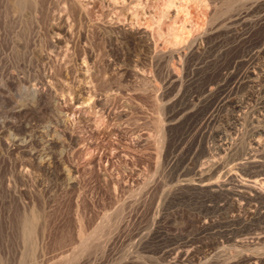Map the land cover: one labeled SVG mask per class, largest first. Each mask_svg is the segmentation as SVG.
I'll return each mask as SVG.
<instances>
[{
  "label": "rangeland",
  "instance_id": "rangeland-1",
  "mask_svg": "<svg viewBox=\"0 0 264 264\" xmlns=\"http://www.w3.org/2000/svg\"><path fill=\"white\" fill-rule=\"evenodd\" d=\"M33 1L22 0L26 4L22 6L21 1L0 0V56L11 62L18 58L33 62L28 54L34 46L30 37L35 31L39 40L34 43L48 50L58 17L68 23L70 35L55 49L61 51L64 44L69 47L64 58L57 54L48 66L56 95L52 107L20 114L21 118L0 99V264H198L208 259L228 264L227 252L233 249L211 250L203 241L221 239L226 231L234 234L250 218V211L233 210V198L228 195L178 186L191 179L195 182L196 167H208L214 157L220 164L204 174L205 180L230 171L234 159L222 155L224 140L236 136L246 144L262 136L259 107L264 104V55L258 50L264 47V0ZM19 14L31 17L32 22L19 25L14 21ZM127 29L135 41L126 37ZM142 32H148L152 41L146 43ZM12 36L20 46L15 40L12 43ZM82 61L89 63L85 62V70L79 66ZM247 71L254 83L239 81ZM169 74L179 82L168 83ZM83 81L91 87H87L89 93L81 89ZM216 86L220 88L211 100L206 89ZM13 92L5 90L9 96ZM192 93L198 101L206 100L199 109L193 110L197 101ZM92 94L106 100L108 114ZM227 94L243 100L237 118L230 106L212 109V103ZM14 99L17 104L25 101ZM210 114L214 118L203 122ZM11 119L19 124L18 130L3 132ZM7 132L23 137V143L13 146ZM62 132H71L72 142L66 134L56 138ZM51 137L58 142L51 143ZM47 150L60 156L51 170L39 166L32 156ZM263 151L255 152L262 162ZM230 168L235 171L233 164ZM249 168L239 173L263 172ZM66 169L72 171V181L62 174ZM185 215L192 219L190 229L182 227ZM33 221L36 232L29 229ZM202 221L213 228L218 225L217 230L200 229ZM254 224L263 226L264 217ZM80 241L85 248L79 254ZM186 244L194 248L193 262L173 263L169 251ZM71 248L74 251L68 254ZM75 250L77 257L72 254Z\"/></svg>",
  "mask_w": 264,
  "mask_h": 264
},
{
  "label": "bare ground",
  "instance_id": "bare-ground-1",
  "mask_svg": "<svg viewBox=\"0 0 264 264\" xmlns=\"http://www.w3.org/2000/svg\"><path fill=\"white\" fill-rule=\"evenodd\" d=\"M11 1H14V2H20L22 3V0H11ZM31 1V0H30ZM33 1V0H32ZM36 1V0H35ZM35 1H33L35 3ZM76 1V0H74ZM199 1V0H198ZM24 2V1H23ZM108 2V1H107ZM216 2V1H215ZM20 4V6L23 4ZM26 3V2H25ZM173 3V6H174V1L172 2ZM14 4V3H13ZM207 4V3H206ZM31 5V4H29ZM34 5V4H32ZM31 5V6H32ZM79 5V4H78ZM171 5V4H170ZM209 5V4H208ZM16 6H18L19 8V5L16 4ZM22 6H26V4L22 5ZM28 6V5H27ZM74 6V5H73ZM172 6V5H171ZM210 6V5H209ZM212 6V5H211ZM210 6V7H211ZM35 7V5H34ZM54 7V6H53ZM72 7V6H71ZM176 7V6H175ZM209 7V8H210ZM229 7V6H228ZM232 7V6H231ZM27 8V7H26ZM41 8V6H40ZM206 8V7H205ZM21 9V8H19ZM42 10V9H41ZM47 10V9H46ZM67 10V9H66ZM78 10V9H77ZM84 10V9H83ZM241 10V9H240ZM246 10V9H245ZM45 11V10H44ZM55 11V10H54ZM61 11V10H60ZM71 11V10H70ZM178 11V10H177ZM239 11V10H238ZM63 12V11H62ZM77 12H80V11H77ZM245 12V11H244ZM43 13V12H42ZM46 13V12H45ZM54 13V12H53ZM70 13V12H69ZM167 13V12H166ZM239 13V12H238ZM242 13V12H241ZM239 13V14H241ZM58 14V13H57ZM247 14V13H246ZM64 15H66V13H64ZM63 15V16H64ZM244 15V14H243ZM236 16V15H235ZM238 16V15H237ZM47 17V16H46ZM56 17V16H55ZM58 17V16H57ZM15 18V22L18 23L19 25L21 24H24V23H28V22H32L31 20V17L29 16H25V15H22V14H19L18 16L14 17ZM264 18V17H263ZM46 19V18H44ZM65 19V18H64ZM114 19V18H113ZM35 20V19H34ZM33 20V21H34ZM40 20V19H39ZM111 20V19H110ZM13 21V19H12ZM115 21V20H114ZM37 22V20L35 21ZM14 23V22H13ZM106 23V22H105ZM112 23V21H111ZM33 24V23H32ZM38 24V23H37ZM68 23H66L62 17H58V22L54 24L53 22V25H52V29L56 30L55 31V34L50 38V40L48 41V50L44 49V47H42L40 44L38 43H34V41L36 40V32L34 31V34L30 37V39H32L33 41V44L34 46H32V50H30V53L28 52H25V53H28L32 58L33 62H30L29 60V63H26L24 60H21L18 58V60L16 59V61L14 62H11L10 59L8 58H2L0 56V99L1 101L4 103V104H8L10 105V108H13L11 111L12 113H17L19 114H27L29 112H32V111H35V110H40L41 108H45V107H52L53 105V101L56 99L55 98V92H54V89L52 87V80H51V74L52 72H50L49 70V63L51 62V59L54 58V56H56L57 54H60L62 55V57L64 58V55L67 51V48L69 46H67V44H62V50H57L55 48H59L61 45V43H63V37H67L68 34H69V29L67 27ZM116 24V23H115ZM17 25V24H16ZM34 25V24H33ZM69 26V25H68ZM109 26V25H108ZM127 26V25H126ZM31 27V26H30ZM114 27V26H113ZM252 27V26H251ZM125 28V27H124ZM128 28V27H127ZM29 29V28H28ZM49 29V27H48ZM136 29V28H135ZM4 30V29H3ZM2 30V31H3ZM36 30V28H35ZM122 30H125L122 28ZM16 31V30H15ZM21 31V30H20ZM37 31V30H36ZM134 31V28L133 30ZM138 31V30H137ZM22 32V31H21ZM21 32L20 33V37H21ZM111 32V31H110ZM8 33V32H7ZM12 33V32H11ZM15 33H18V32H15ZM27 33V32H26ZM39 33V32H38ZM49 33V32H48ZM124 33V31H123ZM126 33H127V36L129 38V41H133L135 38L134 34L131 32V29H127L126 30ZM140 33V32H139ZM150 33V31H149ZM202 33V32H201ZM205 33V32H204ZM204 33H203V36H204ZM14 34V33H13ZM112 34V33H111ZM17 35L18 37V34H14L13 36ZM70 35V34H69ZM84 35V34H83ZM9 36V35H8ZM13 36H12V39H13ZM23 36H24V33H23ZM40 36V35H39ZM43 36V35H42ZM136 36H138V34H136ZM202 36V35H201ZM16 37V36H15ZM69 37V36H68ZM67 37V38H68ZM85 37V36H84ZM110 37V36H109ZM140 37L146 42V43H149L150 40L152 41V39H150V35L148 34V32H142L140 34ZM8 38V37H7ZM22 38V37H21ZM42 38V37H41ZM78 38V37H77ZM87 38V37H86ZM127 38V40H128ZM185 38V37H184ZM17 39V38H16ZM19 39V37H18ZM38 39V38H37ZM43 39V38H42ZM15 39L12 40V43ZM39 40V39H38ZM37 40V41H38ZM114 40V39H113ZM124 40V39H123ZM185 40V39H184ZM195 41V39H193ZM16 41V40H15ZM20 41V39H19ZM18 40L16 41V46H20L21 42H19ZM22 41V39H21ZM27 41V40H26ZM67 41V40H66ZM82 41V40H81ZM135 41V40H134ZM11 43V45H12ZM15 43V42H14ZM20 43V44H19ZM65 43V42H64ZM67 43V42H66ZM73 43V42H72ZM81 43V42H80ZM83 43V42H82ZM194 43V45L196 44L195 42H192ZM122 44V43H121ZM1 45V43H0ZM6 45V44H5ZM15 45V44H14ZM193 45V44H192ZM193 47L195 48L196 45ZM9 46V45H8ZM13 46V45H12ZM15 46V47H16ZM150 46V45H149ZM191 46V44H190ZM22 47V46H21ZM20 47V48H21ZM189 47V46H188ZM199 47V46H198ZM14 48V47H13ZM11 48V49H13ZM23 48V47H22ZM119 48V47H118ZM10 49V50H11ZM15 49V48H14ZM191 49V48H190ZM203 49V48H202ZM17 50V49H15ZM21 51V49H19ZM69 50V49H68ZM20 51H16V52H20ZM60 51V52H58ZM191 51V50H190ZM260 54L264 55V47L260 50H258ZM16 52H15V55H16ZM201 52V51H200ZM257 52V51H256ZM12 53V52H11ZM185 53V52H184ZM18 54V53H17ZM27 55V54H26ZM26 55H23L22 56H26ZM71 55V54H70ZM19 56V54L17 55ZM21 57V56H20ZM59 57V56H58ZM71 57V56H70ZM85 57V56H84ZM188 57V56H187ZM28 58V56H27ZM57 58V57H56ZM55 58V59H56ZM61 58V57H59ZM91 58V57H90ZM23 59V58H22ZM27 60V59H26ZM59 60V59H57ZM63 60V59H62ZM74 60V59H73ZM80 60V59H79ZM28 61V60H27ZM56 61V60H54ZM66 61V60H65ZM63 62V61H62ZM85 62L87 61H82L81 64L79 66H81L82 69H86V64ZM66 63V62H65ZM72 63V62H71ZM88 63V62H87ZM76 64V63H75ZM89 64V63H88ZM252 65V64H251ZM57 66V65H56ZM263 66H264V61H263ZM65 67V66H64ZM75 67V66H74ZM78 68V67H77ZM132 68V67H131ZM141 68V67H140ZM255 68V67H254ZM79 69V68H78ZM263 69V68H262ZM52 70V69H51ZM76 71V70H75ZM82 71V70H81ZM79 71V72H81ZM127 72H132L135 74L134 70L133 69H129V70H126ZM136 71V70H135ZM139 71V70H138ZM88 72V71H87ZM64 73V72H63ZM83 73V72H82ZM141 73V72H140ZM139 73V74H140ZM170 73V72H169ZM84 74V73H83ZM143 74V73H142ZM141 74V75H142ZM168 74V73H167ZM173 74V73H172ZM171 75V74H169ZM86 76V74H85ZM88 76V75H87ZM259 76V75H258ZM77 77V76H76ZM84 77V76H83ZM142 77V76H141ZM59 78V77H58ZM81 78V77H80ZM84 78H87V77H84ZM177 78H178V75H177ZM76 79V78H75ZM82 80H84L83 78H81ZM169 79V78H168ZM239 81H247V82H253L255 81V79L252 77L251 75V72H246L244 76H241V77H238ZM74 80V79H73ZM264 80V79H263ZM71 81V80H70ZM178 81V79L175 78L174 75H171L170 79L168 80V83H176ZM84 82V81H83ZM92 82V81H91ZM90 82V83H91ZM179 82V81H178ZM239 82V83H240ZM60 83V82H59ZM64 83V82H63ZM62 83V84H63ZM86 82L82 83L80 86H81V89L83 91H90V89H87L86 87ZM218 83V82H217ZM238 83V82H236ZM248 83V84H249ZM254 83V82H253ZM257 83V82H256ZM90 86V85H89ZM166 86V85H165ZM214 86V85H213ZM219 86V84H218ZM247 86V85H246ZM98 87V86H97ZM102 87V86H101ZM168 87V85H167ZM221 87V85H220ZM220 87H215L213 89H209L207 90L206 89V92L208 94V97H213L215 96L217 93V88H220ZM230 87V86H229ZM6 88L8 89H12L14 90L13 92V96H9V94L5 93V90ZM88 88H91V87H88ZM93 89V88H92ZM96 89V88H95ZM111 89V88H110ZM258 89L259 86H258ZM107 91V89H106ZM114 91H115V88H114ZM251 91V89H250ZM9 92V91H7ZM249 92V91H247ZM259 92V91H258ZM257 92V93H258ZM262 92L264 93V81L262 83ZM89 93V92H88ZM96 93V92H94ZM103 93V92H102ZM108 93V92H107ZM198 93V92H197ZM236 93V92H235ZM252 93V92H251ZM104 94V93H103ZM115 94V93H114ZM256 94V93H255ZM11 95V94H10ZM86 95V94H85ZM91 95V94H90ZM98 95V94H97ZM102 95V94H101ZM177 95V94H176ZM184 95V94H183ZM182 95V96H183ZM93 97H95L96 99V103L97 105H99L103 112H106L108 114L109 112V109L106 108L104 102V98H101L100 95L99 97L96 96V94H92ZM105 96V95H104ZM109 96V95H108ZM175 96V95H174ZM178 96V95H177ZM190 96V95H189ZM188 96V97H189ZM238 96V95H237ZM250 96V95H249ZM253 96V94H252ZM256 96V95H255ZM14 97H16L18 100L20 99H25V101L23 103H21L23 100H21V104H17ZM191 97L193 99H196V103H194V108L193 110L195 109H199L200 106L202 107L203 104H205L206 100L205 101H198V95H193V93L191 94ZM76 98H80L78 95ZM173 98V96H172ZM192 98H189L192 100ZM220 98L218 100V102H215V103H212V109H219V108H222V106H230L236 113L234 114V118H237L239 116V113H237V111L242 108L243 106V100L238 98V97H235V96H230L229 94L227 95H224L222 97H218ZM217 98V99H218ZM171 99V98H170ZM177 99V97L175 98ZM211 99V98H210ZM216 99V98H215ZM108 100V99H107ZM212 100V99H211ZM79 101V100H78ZM171 101V100H170ZM263 101V100H262ZM261 101V103H262ZM19 102V101H18ZM94 102V101H93ZM186 103V102H185ZM208 103V102H207ZM3 104V105H4ZM11 104L13 105V107L11 106ZM183 105V104H182ZM5 107V106H4ZM3 107V108H4ZM251 107V106H250ZM8 108V107H7ZM259 108H261V111L262 113H259V115L261 116V119L263 117V120H264V104H262ZM6 109V108H5ZM49 110V109H48ZM51 110V109H50ZM184 110V109H182ZM181 110V111H182ZM186 110V109H185ZM189 110V109H188ZM192 110V109H190ZM231 110V109H230ZM260 110V109H259ZM9 111V110H8ZM180 109H179V112H181ZM213 111V110H212ZM229 111V110H228ZM243 111V110H242ZM253 111V109H252ZM41 112V111H40ZM9 113V112H8ZM248 113V112H247ZM252 113V112H251ZM120 114V113H119ZM179 114V113H178ZM241 114V113H240ZM250 114V113H249ZM257 114V113H256ZM10 115V114H9ZM12 115V114H11ZM16 115V114H15ZM258 115V116H259ZM18 116V115H17ZM25 116V115H24ZM250 116V115H249ZM252 116V115H251ZM16 117V116H15ZM21 117V116H20ZM256 118V116H254ZM10 118V117H9ZM22 118V117H21ZM214 118V115L210 114L209 116H207L206 118H204L203 122H209L210 120H212ZM260 118V117H259ZM6 119V118H5ZM57 119V118H56ZM121 119V118H120ZM257 119V118H256ZM12 120V119H11ZM16 120V119H15ZM123 120V119H122ZM13 121V120H12ZM259 121V119H258ZM6 122V121H5ZM18 122V121H17ZM21 122V121H20ZM19 122V123H20ZM55 122V121H54ZM199 122V121H198ZM227 122V121H226ZM257 122V120H256ZM7 123V122H6ZM233 123V122H232ZM8 124V123H7ZM201 124V123H200ZM260 124V123H259ZM261 125V124H260ZM263 125V124H262ZM7 126V129L5 128L4 131L8 130H15L19 127V124L17 123H14L13 122H9ZM240 126V125H239ZM250 127V126H249ZM248 127V128H249ZM252 127V126H251ZM256 128H260V127H257V125L255 126ZM2 128V127H1ZM28 128V127H27ZM118 128V127H117ZM3 129V128H2ZM1 129V130H2ZM120 129V128H119ZM202 129V128H201ZM233 129V128H232ZM237 129V128H236ZM235 129V130H236ZM253 129V127H252ZM18 130V129H17ZM30 130V129H29ZM224 130V129H223ZM222 130V131H223ZM234 130V129H233ZM244 130V129H243ZM257 130V129H255ZM261 131V129H258L257 131ZM23 131V129H22ZM222 131H216V132H219L222 133ZM15 132V131H14ZM24 132V131H23ZM31 132V131H29ZM49 132V131H48ZM56 132V131H54ZM8 134H4L6 136H8V138L10 139L8 142H12V145L14 146L16 143H18V141L20 142V140L22 139L23 141V137L20 139L19 137H17V135H14L13 132H7ZM18 133V131H17ZM60 133V132H59ZM201 133V132H200ZM233 133V132H232ZM236 133V132H235ZM261 133V132H260ZM1 136H2V133H0ZM16 134V133H15ZM64 134H66L67 136V139L68 140H73V137H72V134L71 132L70 133H63L62 134H58L56 133V138H59L61 136H63ZM231 134V132H230ZM26 136V135H25ZM33 136V135H32ZM243 136V135H242ZM218 137V136H217ZM221 137V136H220ZM39 138V137H38ZM63 138V137H62ZM219 138V137H218ZM223 138V136H222ZM225 138V137H224ZM243 138V137H242ZM7 139V138H6ZM51 139V143L55 144L58 142V139H53L52 137L50 138ZM137 139V138H136ZM230 139V138H229ZM29 140V139H28ZM62 140V139H61ZM67 140V141H68ZM140 140V139H139ZM224 140V139H223ZM7 141V140H6ZM42 141V140H41ZM60 141V140H59ZM65 141V139H64ZM220 141V140H219ZM225 142L222 143V147H221V151L223 152L222 155H230V156H233V159L234 161H231L232 159H230L231 161V165L230 167L232 166V164L234 165V169L235 171H232L233 169H231L229 167V170L227 173L223 174L225 175L224 177H222L223 175H220V177H216L219 178V179H214L216 177H214L213 175V179H206V177H204V174L208 171V170H211L213 169V167L215 168L217 165L220 164V161L217 160V159H211L210 162H208L206 164V166L208 167H196L198 168L196 170V175H197V180L195 182H190L188 181L187 183H184V181L182 182V184L180 186H178V188H182V187H189L190 189H196V191L198 190H201V191H205L206 193H210V194H216L220 196V194L222 195H228L230 197L233 198V206H232V209L233 210H239V212H241L240 209H247L248 212L250 213V215L248 216V220H245L243 221L240 225L241 227L236 230V232H234V234H225L224 235H221V239H218L217 238H211L210 240H208L207 242H204L203 241V245L204 246H209V249H222V250H228L230 251L229 249H233V253L231 254H228L227 252V255L228 256V264H264V253L262 254V249H264V225L263 226H255L254 222L260 218H263L264 217V161H260L258 158H256V154L255 152L259 150V148H262V150H264V127H262V136H258V137H253L251 138L246 144H243L239 141V138L238 137H232L231 140H224ZM25 142H27L25 140ZM70 142V141H69ZM222 142V141H221ZM220 142V143H221ZM15 143V144H13ZM20 143H23V142H20ZM26 144V143H25ZM32 144V143H31ZM41 144V143H40ZM52 144V145H53ZM62 145V144H61ZM60 145V146H61ZM221 145V144H219ZM8 146V145H7ZM18 146V145H17ZM21 146V145H20ZM39 146V145H37ZM54 147V146H53ZM29 148V147H28ZM37 150V149H36ZM218 150V149H217ZM220 151V153H221ZM219 152V151H218ZM264 152V151H263ZM38 153V152H36ZM40 153V152H39ZM262 153V152H261ZM55 154V153H54ZM53 152H49L48 150L43 153V154H38L36 155L35 152L32 153V156H33V159L35 161H37V164L41 167H43L45 170L46 169H49L51 170V166H53L52 164H59V160L57 158V156L59 155H54ZM210 154V152H209ZM227 155V156H228ZM217 156V155H216ZM219 156V155H218ZM221 156V154H220ZM31 157V156H30ZM60 157V156H58ZM213 157V156H211ZM222 157V156H221ZM258 157V156H257ZM264 157V156H263ZM32 158V157H31ZM229 159V158H227ZM33 160V161H34ZM209 160V159H208ZM263 160V159H262ZM34 161V162H35ZM229 161V160H228ZM227 161V162H228ZM207 162V161H205ZM219 163V164H218ZM35 164V163H34ZM37 165V166H38ZM245 167H255V168H258L257 170H260L263 172L262 173H258V174H253V175H246L244 174V171H243V175L240 174L239 172L242 171L241 169H244ZM58 168V166H57ZM217 168V167H216ZM215 168V170H216ZM219 168V167H218ZM249 168V169H250ZM23 169V168H22ZM61 170V169H60ZM73 170V169H72ZM214 170V169H213ZM240 170V171H239ZM252 170V169H251ZM255 170V169H253ZM257 170H255L257 172ZM22 171V170H21ZM212 171V170H211ZM24 172V171H23ZM50 172V171H49ZM71 170L70 169H66L65 171H62V174L64 175V177L69 180V181H72V176H71ZM217 172V171H216ZM222 172V171H221ZM209 173V172H207ZM249 173V172H248ZM247 173V174H248ZM255 173V172H254ZM215 174V173H214ZM196 175H194L196 177ZM208 177V176H207ZM211 178V177H210ZM194 179V178H193ZM186 180H189V179H186ZM185 180V181H186ZM176 185H178V182L176 183ZM174 187V186H173ZM176 187V186H175ZM179 188V189H180ZM173 189V188H171ZM176 190V188L174 189ZM173 190V191H174ZM176 192V191H174ZM181 196V195H180ZM227 196V197H228ZM172 197V196H171ZM221 197V196H220ZM198 198V196H197ZM218 198V197H217ZM219 199V198H218ZM223 199V198H222ZM230 199V198H229ZM208 201V200H207ZM218 203V202H217ZM210 204V203H209ZM219 204V203H218ZM215 205V204H214ZM217 206V205H216ZM219 206V205H218ZM217 206V207H218ZM231 208V207H230ZM231 210V211H233ZM243 211V210H242ZM220 212V211H219ZM244 212V211H243ZM247 212V211H246ZM233 214V213H232ZM231 215V214H230ZM37 216V215H36ZM35 216V217H36ZM186 216V215H185ZM233 216V215H232ZM34 217V215H33ZM32 217V218H33ZM34 217V219H35ZM214 217V216H213ZM246 217V216H245ZM215 218V217H214ZM234 218V217H233ZM236 218V217H235ZM234 218V219H235ZM204 219V218H203ZM202 219V220H203ZM232 219V218H230ZM233 219V220H234ZM37 220V218H36ZM38 222V221H37ZM197 222V221H196ZM192 219L188 216H186V221L185 223L183 224V228L184 229H190L193 224H192ZM209 223V222H208ZM231 223V222H229ZM38 224V223H36ZM198 224V223H197ZM226 224L225 223V228L226 227ZM238 224V223H237ZM228 225V224H227ZM234 225V224H233ZM38 226V225H37ZM197 226V225H196ZM216 226L218 225H215L214 228H216ZM230 226V225H229ZM195 227V226H194ZM233 227V226H231ZM34 228H36V225H35V222H31L30 224V231L32 232L34 230ZM199 228L200 229H209V228H213L212 225H208L206 222H203L200 223L199 225ZM221 228L223 229L222 227H218V229ZM199 230V229H198ZM217 230V228H216ZM215 230V231H216ZM180 231V230H179ZM211 231H214V230H211ZM214 231V232H215ZM33 232H36V231H33ZM210 232V231H209ZM218 232V231H217ZM223 232V231H222ZM229 232V231H228ZM153 233V232H152ZM119 234V233H118ZM200 234V233H199ZM220 234V233H219ZM223 234V233H222ZM180 235V234H179ZM220 236V235H218ZM117 237V236H116ZM216 237V236H214ZM220 238V237H219ZM157 239V238H156ZM186 243V242H185ZM184 243V244H185ZM189 243V242H188ZM171 244V243H170ZM175 244V243H174ZM181 244V243H180ZM179 244V245H180ZM191 245V244H189ZM202 244H200L201 246ZM76 246V245H75ZM174 246V245H173ZM182 246V245H181ZM185 248H181V247H178V248H172V250H170L169 254L168 255H171V259H172V262L175 263V262H187L189 263L190 261H192V255H191V250L194 249V248H190L187 244L184 245ZM198 246V247H200ZM77 248V251L78 253L80 254L83 249L85 248V245L83 242H79L76 246ZM193 247V246H192ZM74 248V246L72 247ZM68 249V251L70 250V253L68 252V254H71L72 252V249ZM202 248V247H200ZM171 249V248H170ZM211 249V250H212ZM165 250V249H164ZM204 250V249H203ZM74 251V250H73ZM77 251L75 250V252H73L72 254L74 253H77ZM203 252V251H202ZM205 252V251H204ZM214 252V251H213ZM221 252V250H220ZM166 253V252H165ZM223 253V251H222ZM226 253V252H225ZM230 253V252H229ZM67 254V253H66ZM65 254V255H66ZM78 254V255H79ZM75 255V254H74ZM198 255V254H197ZM68 256V255H67ZM71 256V255H70ZM73 256V255H72ZM76 256V255H75ZM223 256V255H222ZM225 257L226 254H224ZM77 257V256H76ZM152 257V256H151ZM170 257V256H168ZM167 257V258H168ZM223 258V257H222ZM199 260V259H198ZM171 261V260H170ZM197 261V260H196ZM215 261V260H214ZM193 262V261H192ZM198 262V261H197ZM221 262V261H220ZM224 261H222L221 263H223ZM165 263V262H164ZM218 263V262H217ZM190 264V263H189ZM192 264H196L195 261L194 263ZM198 264H214L213 261H210V259L208 260H205L202 262L199 261ZM220 264V263H218Z\"/></svg>",
  "mask_w": 264,
  "mask_h": 264
}]
</instances>
